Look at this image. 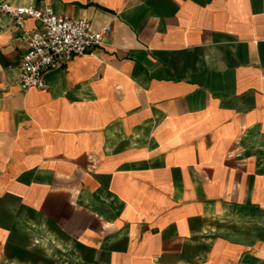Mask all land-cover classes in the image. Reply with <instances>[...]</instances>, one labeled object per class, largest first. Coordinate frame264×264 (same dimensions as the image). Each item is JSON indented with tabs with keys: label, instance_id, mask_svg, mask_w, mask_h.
Listing matches in <instances>:
<instances>
[{
	"label": "crops",
	"instance_id": "obj_1",
	"mask_svg": "<svg viewBox=\"0 0 264 264\" xmlns=\"http://www.w3.org/2000/svg\"><path fill=\"white\" fill-rule=\"evenodd\" d=\"M0 1L109 27L22 90L0 15V264H264V0Z\"/></svg>",
	"mask_w": 264,
	"mask_h": 264
},
{
	"label": "built area",
	"instance_id": "obj_2",
	"mask_svg": "<svg viewBox=\"0 0 264 264\" xmlns=\"http://www.w3.org/2000/svg\"><path fill=\"white\" fill-rule=\"evenodd\" d=\"M0 15L11 20L23 45L18 62V85L22 90L46 88L45 74L50 68L91 51L109 31V27L92 31L87 19L58 14L51 6L39 9L0 1ZM26 18L36 20V27H26Z\"/></svg>",
	"mask_w": 264,
	"mask_h": 264
}]
</instances>
